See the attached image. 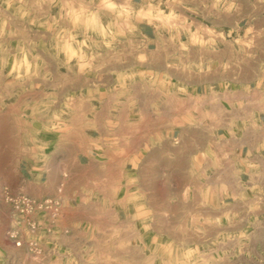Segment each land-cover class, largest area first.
<instances>
[{"label":"crops","instance_id":"crops-1","mask_svg":"<svg viewBox=\"0 0 264 264\" xmlns=\"http://www.w3.org/2000/svg\"><path fill=\"white\" fill-rule=\"evenodd\" d=\"M90 3L94 44L32 59L62 105L0 147L45 196L63 183L65 264H150L197 251V228L264 217V0H0V26L45 51L40 35L72 33Z\"/></svg>","mask_w":264,"mask_h":264},{"label":"rangeland","instance_id":"rangeland-1","mask_svg":"<svg viewBox=\"0 0 264 264\" xmlns=\"http://www.w3.org/2000/svg\"><path fill=\"white\" fill-rule=\"evenodd\" d=\"M11 5L15 6L10 3L9 9H12ZM90 6L92 8L88 19L72 20V22L74 21L72 33L68 31L67 36H52L50 38L47 35H40L38 44L43 45L45 51L41 49L37 51L31 48L32 45L28 46L32 43V35L26 34L22 26H19V29L0 26V147L10 145L15 142V139L19 141V134L20 139L23 140L22 135L29 128L32 120L38 125H47L48 118L51 117L47 108L62 105V100H49L42 93L43 90L47 91L46 84L30 81L33 76L40 77L47 70L46 67L31 66L32 59L43 60V56L48 53L46 51L48 43L78 42L88 46L94 44L97 41L95 35L97 25L101 21L95 14V8L98 5L90 3ZM7 21L11 22L10 19ZM40 22L41 28H47V20L41 19ZM86 30H88L87 34L83 35ZM33 38L37 37L33 36ZM53 53L57 55L59 52L53 51ZM60 53L63 54L64 51ZM24 79L28 81L24 82ZM5 159L8 158L5 157ZM6 161L5 168L8 166V169L0 167V251L1 248L8 245V248L15 249L16 253H12L8 257L3 255L0 258V264H31V262L46 264L50 260V262L54 261V264H65L68 259L64 254L66 255L67 251L62 245H59L57 239L54 248L46 240H42L40 242L42 251L38 255H33L23 247H16L7 238L6 229L10 204L6 200V195L23 192L41 198L48 192L37 187L32 180H23L20 174L12 169L11 161ZM248 218L246 226L241 229L216 226L210 240L206 239L209 235L208 228H197L201 238L198 250L195 247L197 251L189 250L183 255L173 253L170 258H152L149 262L150 264H264V217L252 216ZM183 219L185 220L184 216ZM183 230L184 235L188 231L191 235L190 227H185Z\"/></svg>","mask_w":264,"mask_h":264},{"label":"built area","instance_id":"built-area-1","mask_svg":"<svg viewBox=\"0 0 264 264\" xmlns=\"http://www.w3.org/2000/svg\"><path fill=\"white\" fill-rule=\"evenodd\" d=\"M62 190L63 183H60L54 194L41 198L23 192L6 195L10 204L6 236L16 247L38 255L42 251L40 242L46 240L54 248L56 239L51 236L58 230Z\"/></svg>","mask_w":264,"mask_h":264}]
</instances>
